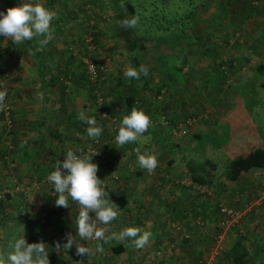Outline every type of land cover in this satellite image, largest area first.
<instances>
[{"label": "crops", "instance_id": "0c3cea01", "mask_svg": "<svg viewBox=\"0 0 264 264\" xmlns=\"http://www.w3.org/2000/svg\"><path fill=\"white\" fill-rule=\"evenodd\" d=\"M235 1L236 3L245 2L244 0H229L231 3ZM249 3L250 5L247 7L248 15L244 16L241 14V16L236 18L229 17V19L231 22H234L235 20H247L250 22V27L248 29L250 38L247 42L255 53L250 54V57H242L236 54H226L225 56L224 54L222 55L215 46L210 47L205 44L206 47H210L216 52L215 57L213 58L211 55L203 52L198 53L195 57L188 54L181 56L182 86V82L179 81V78L175 79V76L171 77L169 74H166L168 75V84L165 89H160V91L168 93L167 96L168 98L169 96L171 97L169 99L173 103L175 101L174 99L177 98L176 92L180 86L186 92H193L194 94L198 92L201 93L200 95L198 94L199 96H207V98L201 96L206 100L202 103L205 106V109L200 114L204 119L208 118V122H205V124H199L197 128L200 130H208L209 134L214 135L216 138H221V136L224 135L223 131L227 128L228 124L233 125L229 132L230 136L228 137V134H226V140L228 139L230 141L231 148L233 145L237 144L238 141H242V147H246L242 150V154L254 147H264V0H250ZM42 5L48 9L46 2ZM52 8L53 9H50V11H54V8L58 10H55L57 17L51 23L53 37L43 47L37 44V40L43 39V37L35 38L32 40L33 44L31 45L26 41L20 44H15L11 38L7 40L3 36H0V62L4 66L5 74L10 86L13 119V129L10 133L6 134L0 132V180H2L3 184L7 186L6 188L8 191L13 194V196H9L3 202H0V257L4 258L6 264H8L7 256L9 252L13 251L11 245L16 239L23 238V235H26L24 232L28 229L27 222L29 221V213H27L28 211L24 212V214L19 212L18 206L20 205V202L17 201L18 199H16L15 196H18L16 194L20 193L23 194V189L21 187H25V184L22 183L32 182L36 187H38L40 183L35 180L30 181L26 175H29L32 178V175L34 174H47L48 172L51 173L54 171L53 166L56 165L58 160L56 157H59L63 150L70 149L78 152L81 150L80 152H82L87 146L94 145L97 151V147L102 145L100 149L106 151L107 148H109L111 150L109 153L111 154H116L117 152V148L114 146V143H116L115 138H111L108 141H106L107 139H102L103 144H94L93 140L87 136V124L81 122L77 118L80 111H84L89 117H95L97 125L102 128V133L104 132V127L99 121L98 114L103 117L106 116L108 122L111 124L113 123L112 119H114V123L116 124L121 123L116 116H112V113V115H108L103 109L102 114L101 111L97 110L92 97L88 93L87 87H89V80L85 75V67L83 65V68L78 64V56L80 55L78 45L82 43L85 35V31L83 30L84 33L81 35V38H79L81 32L80 27L82 28V26L79 27L78 25V11H64L63 8L56 4H54ZM7 9L8 8L6 7L5 11H7ZM231 10L239 12L242 9L234 7ZM230 11L228 10L227 14H229ZM60 13H64L65 16H61ZM73 16L76 17L74 25L71 22H68V18ZM61 18L67 20L63 22ZM239 39L240 38H238V41H240ZM175 55L177 54L173 52V58H175ZM39 58L42 62L49 64V66L51 65L50 72L44 74L41 70L39 71L38 66L40 63H37V59ZM81 60L83 61L82 57ZM247 62L250 64V74L245 75V80H249L245 83L242 82L241 84H236L232 91L227 92L222 86L223 73H220V71H222L221 69H226V72L229 71V74H232L233 76H239L241 71L247 67L245 66ZM228 64L231 68L227 69ZM172 67L176 69L177 64L172 62ZM196 76L199 77L198 83L200 86L198 87L192 86V83H194L193 79ZM215 76H219L218 79L221 83L220 85L214 83ZM183 86H185L186 89ZM169 89L171 92H169ZM236 90L238 91V94L235 96L232 95L229 97L224 95V93H232ZM240 95L246 96V100L248 101L243 100V102H241L239 100L238 102H235ZM223 96L226 97V99H224ZM201 97H199V99L203 101ZM234 97L237 98L234 99ZM137 98V102L135 101V107L138 110H142L147 116L154 111V108H147L150 101L148 97L145 100V102L148 100L146 105H144L145 102L140 96H137ZM106 100L107 101L104 102V105H107L106 107L110 108L108 105H110L113 98L109 96ZM127 107L128 105H125V103H114L112 111L115 113L122 112L123 116H125L128 115L126 111ZM177 107L182 111H190L192 109L195 111V104H192L189 98L185 99L183 106L178 104ZM149 117L151 118V116ZM165 120H159V123H157L158 127L164 126L168 128L173 125H169L168 121ZM111 130L113 132L116 131L118 134L117 128L112 127ZM106 131L109 132L108 129H106ZM148 135H151L150 142H162L161 135H152V133ZM176 138L177 137H174L173 139ZM248 141H250V146L247 147L246 142ZM131 144V146L134 147H141L139 149L142 154L147 152L160 158L170 149L169 148L166 152L160 149L157 152H149V148L139 145V140ZM223 146L220 144L219 147L214 148L215 154H217L216 150H222ZM7 148H9V150L6 153ZM123 148L124 146L118 148L121 150V154L124 151ZM212 150L213 148L206 145L203 149L199 147L197 148L199 156L206 153V151L211 153L213 152ZM175 151L176 153L180 152L178 147L175 148ZM5 153L7 154V159L11 160L15 165L14 168H9V166L6 167L3 163L1 155ZM104 154L107 153L105 152ZM179 155L180 157L182 156V154ZM204 158L207 157L204 156ZM210 160H212L215 165L218 163L217 159ZM102 167L107 171V168L104 165H102ZM158 167L159 166H157V168ZM157 168L152 173L143 170L140 174L130 172L131 170L128 171L122 168H116V170H112L111 176L117 177L119 181L112 182V184H105L106 188L105 186L103 187L104 183H102L101 186L105 188L106 191L104 198H109L121 210L116 220L105 225L108 229L106 236H110L113 232L118 233L125 229L126 226L123 225L125 224V220L127 221V218L129 217L136 222H138V220H140V222L143 220L155 221L156 218H159L158 214L161 213L158 209L160 205L162 206L168 202L174 204L173 198L172 200H167V196L170 197L173 190L170 188L171 192H168V185H171L172 187L175 186L171 182V179L167 178L166 175L168 172L164 169H160V171H162L161 173L159 170L158 172H155L157 171ZM140 169L141 168L137 164L135 170ZM250 170L240 172L238 179L235 182H230L231 185H228V187L231 188L229 198L231 199L232 206L238 205L240 203L235 202V199L237 198L236 193L238 192V198H240V196L243 195L240 191H246L250 205L254 203V206L252 207L253 210L251 211L253 216L255 215L254 212L257 210L256 214L259 215L258 219L263 223V228L259 235L264 241V182L258 184L256 180L250 183L244 181V177L250 172ZM252 170L256 171V169ZM147 173L157 175L155 183L153 182L154 177H151L153 183H150L146 176ZM173 173H176L175 168H172L171 174ZM258 173L264 174V170L259 169ZM137 175L139 177H137ZM160 175L161 179L158 177ZM142 178L143 183L145 184L142 186L143 191L140 192L133 190L134 186L140 189L138 183H140ZM164 183H166V186L164 187L166 188L167 194L161 190L157 192L156 195L154 194L151 200L144 197L146 191H149V188L156 190L157 188H160V186L163 187ZM133 184L134 186H130ZM214 185L219 192L220 189L223 191V193L220 194V198L225 194H228V191L227 193L224 192V186L220 187L216 183ZM257 187L260 189L262 188V191H259L260 195L256 191H253L256 190ZM25 188L27 189V187ZM37 189L42 190L43 187ZM106 189H110V191L107 192ZM248 192H250V198H248ZM252 193L258 197L255 201H252L256 198L252 196ZM165 195L166 198H164ZM43 198L44 204L48 203L46 202L45 195ZM42 201L43 199H40L38 202L43 203ZM133 201L136 202L137 206H135L132 211L130 206ZM186 203L187 206L190 205L189 202H185V198L182 195V204ZM51 204L52 203L49 204V207ZM68 204L69 208H64L67 215L63 221L59 214H51L50 212L46 213L42 226L39 224L36 225L38 233L36 243L42 242L46 244L45 247L46 251L49 252L48 259L50 264H92L94 256L98 255L99 252L88 256L87 254L84 256H77L75 254V246L68 251L64 249H55L57 241H59L61 245L67 242L65 238L66 234L60 235V232L65 230L66 233L71 231L72 234H75V221L79 213V205L72 201L71 198H69ZM23 205V210L25 211L27 202L24 201ZM240 205H243V203ZM239 207L242 208L241 206ZM53 209L57 210L58 208L55 206ZM90 216L92 219H95V213H90ZM162 218H164L165 221L168 220L167 215L165 217L162 216ZM254 218L255 220L257 219V217ZM64 221L72 225L70 226ZM81 243L86 246V242ZM95 243L101 244L104 242L94 241L92 243L93 247H95ZM127 244L128 240L123 243L109 240L105 243L103 254L106 255V258L111 264H114L119 259H121L120 261H124L123 264H137L136 261H139L138 264H145L147 261L144 259L146 258L142 260L140 258L143 252H140V254L136 253L134 261L131 260V258L128 259L127 255L130 250L127 248ZM149 244H152L153 247L155 246L154 242H150ZM117 246H120L121 251L113 253L112 250ZM232 247L233 245L230 249ZM144 249H146V247H144ZM244 249L248 255L251 256L254 254L253 250L251 252V250L249 251V249H246L245 247ZM252 249H255V246ZM122 255L124 257H121ZM77 258L79 260H77ZM254 262V264H264L256 262V260Z\"/></svg>", "mask_w": 264, "mask_h": 264}, {"label": "rangeland", "instance_id": "374dc122", "mask_svg": "<svg viewBox=\"0 0 264 264\" xmlns=\"http://www.w3.org/2000/svg\"><path fill=\"white\" fill-rule=\"evenodd\" d=\"M114 1L116 0H47L46 3L49 10H52V7L54 6V4H56L57 6L63 8L64 11H78V25L79 27L82 26V28L80 27L81 32L79 38H81V35H83L85 31L84 39L82 40V43L78 45V50L80 52V55L78 56V64H80V66L82 67L84 65L81 57L83 59L86 57H93V60L97 61V65L102 67V69L98 73V83H95L96 85L94 87L98 88L99 91L101 90V95L103 96L105 101H107L106 99L109 98V96H120L126 93V89H124L126 85L124 84H127L130 81L129 79L125 78L124 71L129 66L138 69L141 64H144L148 67L150 75H148L147 77L141 76L139 80L133 79V81H131L132 86L137 92V96H140L145 102L146 98L148 97L149 99L150 94H152L154 91L166 88L168 84V75L166 74H169V76L171 77L175 76V79L179 78V81L182 82V73L172 67V62H175L177 66L181 67V56L188 54L195 57L196 55H198V53L204 52L202 50L206 48L205 44L209 45L210 47L215 46L221 52V54H224L225 56L226 54H236L242 57H250V54L255 53L254 50L250 48V44L247 42L250 38V34L248 32L250 22L247 20H235L234 22H231V20L229 19L230 16H228L229 14L226 13L224 15L222 11H220V4L228 3V1L224 0H130L132 1V3L137 4V7L135 6V8L137 9L136 16H138L139 20L136 27L133 28V31H135V33H137L138 29V34L143 33L142 35H144V33H146V31L148 30L151 32V29H149L151 27L157 30L158 22H161L162 25H168L171 29L175 26V24L179 25V16L185 14L189 9H194L193 20H195V29L197 28L199 30V33H197L193 32L191 29L188 35L182 36L179 39L166 38V40L169 41V46H166L164 44L165 42L163 41L164 43H159V47L157 48L152 47V44L155 42L156 38L158 39V33L157 31H153L152 29V37L150 38V36L147 37L148 35H144L145 37H147L143 38L144 44L137 47V49L130 51L124 48L122 44L118 43L119 41H117V38L115 36L114 25L117 19L112 16H116L118 4ZM44 2H46V0H36V4H43ZM17 5L18 3L16 2V0H0V11L6 13V7L13 8ZM55 10L58 11L56 8H54V11ZM60 14L61 16H65L64 13ZM173 14H176L177 16L173 17ZM142 17H145V20L143 22L141 20ZM164 17L166 18V20H163ZM175 18L176 20H174ZM68 19V22H71L73 25L75 24V16ZM61 20L65 22L67 19L61 18ZM181 20H184V18ZM92 32L94 34V38H92ZM224 34H227V36H225ZM238 38H240V41H238ZM90 43H92L93 47L90 46ZM169 48H172L174 50H170ZM173 52L177 54L175 55V58H173ZM132 59H135L137 61V65L134 62L132 63ZM245 66L247 67L241 71L239 76H233L232 74H229V71L224 74V76L222 77V86L225 88V90H227V92L232 91L235 88L234 86L236 84H241L242 82L245 83L249 80H245V75L250 74V64H248L247 62ZM118 77L121 78V83L116 84ZM218 77H214V83L220 85L221 83ZM193 80L194 83H192V86H200L198 83V76H196ZM143 81L146 82L143 83ZM182 84L183 82L181 83V86ZM181 86L179 88H181ZM150 89L152 92L148 91ZM169 92H171L170 89ZM195 94L200 95L201 93L196 92ZM237 94V90L232 93H224V95H227L229 97H231L232 95L235 96ZM169 98L171 97L169 96ZM169 98L168 96H165L166 100L163 103L170 102L171 100ZM223 98L226 99V97L224 96ZM235 98L237 97H234V99ZM174 100L177 101V98H175ZM239 100L241 102H243V100L248 101L246 100V96L241 95L237 98V100H235V102H238ZM175 101L170 108L163 112L156 111V104L159 103V101H149L147 108H154V111L148 116H157V114L161 112L168 118L175 117L171 115L174 112L178 113L176 105L177 102ZM93 103L97 109L95 100H93ZM147 103L148 100L144 103V105H146ZM103 109L106 114H113L112 116H116L119 122L122 121V112L115 113L114 111L108 109L106 106H104ZM98 117L100 119V123L104 127V132L97 139L96 144L99 145L103 144L102 139H107L106 141H108L111 138H115L117 132H113L111 130L112 124L108 122V118L106 116L103 117L98 114ZM199 122L200 123H196V127L199 124H202L201 121ZM232 126L233 125L228 124L227 128L223 131L224 135L220 138V144H222V146L224 145L222 150H216L217 154H215L214 149L211 153H209L208 151H206V153H203V155L207 158L217 159L218 163L216 164V172L220 174L217 180L224 186V192L227 193L228 191V194H225L222 198H220V195H216L214 192L212 193L210 190L206 189V187H201V191H205L207 194L209 192L205 200H207L210 206L213 207L217 203H221V205L227 208L236 210L237 213L232 216L231 220L226 221L225 225H220L217 222H219L220 220H227L226 216L221 215L215 209H211L206 218H204V220H200L199 218L193 216L194 210L190 205L187 206L186 203L184 204L185 210L188 213L189 211H191L192 213V217L188 221H186L187 225H185L181 221L180 223H176V221H165V219L162 218L161 213L158 214L159 218H156L155 221L143 220L140 222V220H138V222H136L135 220H125V224L123 226H126V228L135 227L140 228L141 230L150 231L152 233V236L149 243H155L154 247L152 244L148 243V245L145 246L146 249H135V247L132 246L131 239H128L127 248L130 250L128 251L127 255L128 259L131 258V260L134 261L136 253L140 254V252H143L140 258L141 260L146 258L144 259L147 261L145 264H230L228 250L232 245L238 242L241 246L249 249V251L251 250L252 252L253 250L254 254L252 255L254 257L253 259L256 260V262L264 263V241L259 235V233H261L262 231L263 223L260 219H258L259 215L256 214L257 210L254 212V216L251 212L253 210L252 207L254 206V203L250 205V201H248L247 199L246 191H242L243 195H241L240 198H238V193H236L237 198L235 199V202L240 204L243 203V205L238 204L232 206L231 199L229 198L231 188L228 187V185H231V181H229V179L227 178L228 160H230L232 157H236L239 154H242V150L246 148L245 146L242 147V141H238L237 144L233 145L232 148L230 147L231 143L228 139L225 140L226 142L223 141L224 139L222 138L225 136V134H228V137L230 136L229 132L230 129H232ZM106 129H108L109 132H107ZM155 129L163 131V134L161 136L163 138H166L165 136H167L168 140H164L161 137L162 142L160 143L150 142L151 135H148L146 132L142 136H140L139 138L141 139L138 140L140 142V146L149 148V152H157L159 149L166 152L170 148L163 157L160 158L157 156L159 167L155 172H158V170L160 171V169H164L168 172L170 178H174L179 182L182 181L183 186L180 187L179 185H176L175 187H172L171 185H168V192H171L170 188H172L173 190L170 194V197L167 196V200H172V198L174 200V195L177 196V194L179 193L186 194L187 192H193L192 187L189 185V180L186 179L185 176L188 172V169L186 170L187 166L185 159L186 155L188 154V150L183 153H176L175 148L178 146V139H173L171 137V132L167 129V127L162 126L156 127ZM188 137L190 138V136L187 135L183 140L187 142ZM246 144L247 147L250 146V141L246 142ZM131 145V143L124 145V151L122 154L121 150L118 149L121 148L118 143H114V146L117 148L116 154L109 153L111 151L109 148H107L106 151L104 149H100L102 145H99V147H97V153L93 156H89L90 158L92 157V162L98 165L99 170L97 172V177L102 180V183L105 182V184H112V182L119 181L117 177L111 176L112 170H116V168H122L128 171L131 170L130 172H136L135 166L138 164V161L135 149L138 147H134ZM65 151L67 152L68 150H63L61 153H66ZM73 152L78 153V151ZM105 152L107 154H104ZM189 153H191V158L195 160V162L205 159L203 155L199 156V153L195 150ZM179 154H183V156L180 157ZM56 158L59 159V157ZM168 160H171V162L169 163ZM102 165L107 168V171H105ZM53 168L55 169V166H53ZM172 168H175L176 173L171 174ZM143 170L144 169H140L139 173H142ZM161 172L162 171H160V173ZM258 172L259 169H256V171L251 169L247 175L245 174L246 176L244 175V181L250 183L256 180L258 184H261V182H264V174H260ZM49 174L50 172H48L47 174L38 173L32 175V178L29 175H26L30 181L35 180L40 183L38 187H36V185H34L32 182L22 183L25 184V187H27V189L22 186L21 188L23 189V194H16L18 196H15V198L18 199L17 201L20 202V205L18 206L19 212L24 214V212L27 211L37 212L38 210H44L46 213L51 212V214H59L61 220L63 221L67 215L64 211V207L56 206L58 209H53V207H55V199L57 198V194L54 192V186L50 182L46 181ZM146 176L150 183L152 182L151 177H154L153 182H156L155 178L157 177V175H151L147 173ZM137 177L139 176L137 175ZM158 177L161 179V175ZM143 178L140 183H138L140 189L134 186V184L130 185L134 186L133 190L140 192L143 191ZM164 186H166V183H164L163 187L160 186V188H157L156 190H152L151 188H149V191H146L144 197L151 200L153 195H156L157 192L161 190L162 192L167 194L166 188ZM42 187V190L37 189ZM106 190L107 192L110 191V189ZM260 190L262 191V188L260 189L257 187L256 190L253 191H256L259 194ZM44 195L46 202H48L46 204H44ZM252 196L256 197L254 193H252ZM164 198H166V195L164 196ZM248 198H250V192H248ZM257 198L258 197L254 198L252 201H255ZM40 199H43V203L38 202ZM24 201L27 202L25 211L23 210ZM216 201L217 203H215ZM50 203L52 204L49 207ZM177 203L182 206V202ZM135 206H137L136 202L133 201L132 205L130 206L132 211ZM239 206H241L242 208H240ZM161 207H163L162 209L164 211L165 205H162ZM206 211L208 212L209 208H207ZM254 217H257V219L255 220ZM64 222L67 223L66 221ZM69 225L71 226L72 224ZM98 227L106 228L105 225L101 224H98ZM210 232H212V234L218 233L214 240ZM62 234H66L65 230L60 232V235ZM72 235H76V232ZM81 242L85 243L86 241ZM93 242L94 240L87 241L85 245L91 248L94 254L97 253L95 251V248L98 243H95V247H93ZM101 245L103 246V248L105 247V243H101ZM254 246L255 249H252ZM196 249L200 250L197 251ZM103 253H99L98 255L94 256L93 260H103L105 263L111 264L106 258V255H104ZM121 257L124 256L122 255ZM77 260L79 259L77 258ZM120 260L121 259L118 260L119 262L116 261L114 264H123L124 261ZM136 262L137 264L139 263V261Z\"/></svg>", "mask_w": 264, "mask_h": 264}, {"label": "trees", "instance_id": "16d2710c", "mask_svg": "<svg viewBox=\"0 0 264 264\" xmlns=\"http://www.w3.org/2000/svg\"><path fill=\"white\" fill-rule=\"evenodd\" d=\"M234 1V0H232ZM16 2L18 3V6H20L21 3H26V2H31L33 4H36V0H16ZM115 3H117L118 7H117V14L116 16H112L115 17L117 19L115 25H114V32H115V36L117 38V41H119L118 43L122 44V46L130 51H133L135 49H137V47L142 46L144 44V39L143 38H147L150 36V38L152 37V29L153 31H157L158 33V39L156 38L155 42L152 44V47H159V43H164L166 46H169V41L166 40V38H173V39H179L182 36L188 35L189 31L192 29L193 32H197L199 33V30L196 28L195 29V20H193V16H194V9H189L185 14H182L179 16V25L175 24V26L173 28H169L168 25H162L161 22H158V26H157V30L154 29L153 27L149 28L151 29V32L148 30L146 31V33H144V35H148L147 37H145L144 35H142L143 33H139L138 34V29H137V33H135V31H133V28H125V27H121L119 21L125 19V18H131L133 16L137 15V9L135 8V6L137 7V4L132 3V1L130 0H116L114 1ZM250 0H245V2H239L236 4H233L235 2H229L227 4H220V11H222V13L225 15L227 13V11L233 9L234 7L236 8H240L242 9L241 11H233L231 10L229 13V16L231 18H236L238 16L242 15H248L247 12V7H249L250 5ZM47 3V0H46ZM250 12V10H249ZM173 17H176V14L172 15ZM145 18V17H144ZM143 17L141 18L142 22L145 20ZM184 20H181L183 19ZM140 20V21H141ZM163 20H166V18L164 17ZM176 20V18L174 19ZM164 22V21H162ZM166 22V21H165ZM225 36H227V34H224ZM165 37V38H164ZM187 37V36H186ZM91 38V37H90ZM92 38H94V34L92 32ZM91 38V40H92ZM93 41V40H92ZM164 41V42H163ZM28 43H30L31 45L33 44L32 41H26ZM116 43V42H115ZM171 46V44H170ZM172 49V48H170ZM203 53H207L209 55H211L213 58L216 55V52L210 48V47H206ZM90 59L92 60V62L96 65V67L98 68L99 65H97V61L93 60V57H90ZM136 64V60L132 59V63ZM37 63H40L39 67V71L41 70L44 74L50 72V66L49 64L42 62V60L39 58L37 59ZM137 65V64H136ZM231 68L229 67V64L227 66V69ZM177 70H179L181 72V67L177 66L176 67ZM101 70V69H100ZM98 70V73L99 71ZM222 71H220V73H223L222 76H224V74L226 73V69L222 68ZM0 71L2 73V76L4 77V83L6 85L7 88V97H8V105H9V110H8V117H9V126L5 123V116L3 111H0V132H4L6 134H9L11 132V130L13 129V119H12V101H11V95H10V86H9V82L8 79L6 77L5 74V70H4V66L2 64H0ZM149 72V70H148ZM150 75V73H149ZM143 76V75H141ZM221 76V77H222ZM86 78L88 79L87 75ZM98 75H97V79L95 83H98ZM118 80L116 81V84L121 83V78H117ZM89 80V79H88ZM130 82H128L124 87V89H126V93L120 95V96H113V100L110 103V110H112V106L113 104H117L118 102L121 103H125V105H128V107L126 108L127 114H130V110L132 107H135V101L137 102V92L135 90V88L132 86L131 81H133V79H129ZM146 81H143V83ZM89 88H88V93L89 95L93 98V100H95V96L92 93V87L95 86L96 84H94L93 82H90L89 80ZM99 86V85H98ZM185 89L186 87L183 86ZM91 90V92H90ZM101 91V90H100ZM136 92V94H135ZM149 92H152L149 90ZM102 93V92H101ZM168 93H166L165 91L162 92L160 91V89L156 90L154 93L150 94L149 99L150 101H159V103L156 104V111H166L168 108L171 107L172 104H174L172 101L167 102V103H163L166 99L165 96H167ZM177 95V104H181V106L184 105L185 103V99L189 98L191 100L192 104H195V111L192 110H184L182 111L181 109H179L177 107L178 113L174 112L173 116L175 117H167L165 114L163 113H158L157 116H151L150 120L152 121V123L150 124L149 128L147 129L146 133L150 134H158L159 136L162 135L163 131L160 130H156L155 128L158 127L157 123H159V120H167L169 126L167 129L170 130L171 132V137H177V143H178V149L180 150L179 153H183L185 151L188 150V154L184 155L185 159H186V170L188 169L186 176V179L189 180V185L192 187L193 192H187L186 194L184 193H179L177 196H175L174 198V204H172V202H168L165 205V209L163 211V207L159 206V210L162 213V216L165 217L166 215L168 216V221H176V223H180L183 222L185 225H187L186 221H188L191 217H192V213L191 211H189V213L185 210L184 208V204H182V206H180L177 202H182V195L185 198V202H189L191 208L194 210L193 211V216L199 218L200 220H204V218H206V216L209 214L208 212L211 211V209H215L217 212H219L222 215V212L220 211V207L221 204H218L217 201L215 203H217L216 205H214L213 207L210 206V204L207 202V200H205V198L207 197L208 194L204 191H201V187H206V189L210 190L212 193L214 192L216 195H220L221 193H223V191L220 192L217 189V187L214 185L215 183L218 184V186L222 187L223 185L218 182V177L220 176L219 173L216 172V165L214 164V162L208 158H205L201 161L195 162V160H193L191 158V153L192 151H197V148H201L203 149L204 146H209L211 148H217L220 145V137L216 138L214 135L209 134L208 130H200L198 129L195 125L196 123H200L199 121L202 122V124H205V122H208V118L204 119L203 116L200 114L204 111L205 106L202 104L205 102V100L201 97L203 96L204 98L207 96L205 95H201L199 96L198 94H194L193 92H186L183 88H178V91L176 92ZM199 97H201L203 99V101H201L199 99ZM187 104V103H186ZM103 108H104V103H103ZM107 106V105H106ZM200 114V115H199ZM199 115V117H198ZM165 120V121H166ZM198 120V121H196ZM166 135V134H165ZM187 135L190 136V138L188 137V141L185 142L184 139ZM5 137V136H4ZM162 137V136H161ZM166 138H163L164 140H168V137L165 136ZM222 137V136H221ZM181 138V139H180ZM227 138V135L225 134V136L222 138L224 139L223 141H225ZM181 141V142H179ZM9 150V148L6 149V153ZM66 152V151H65ZM3 154L1 155V158L3 160V163L6 165V167L9 166V168H14L15 165L11 162V160L7 159V154ZM77 155H87V156H92L89 154H86L85 150H82V152H74ZM62 155V153H61ZM59 159L60 160V157ZM183 156V154H182ZM169 163L171 162V160H168ZM250 169H260V170H264V147H254L250 150H248L246 153L244 154H239L237 157L232 158L230 160H228V172H227V178L229 179V181L231 182H235L238 179V176L240 174V172H245L248 171ZM137 174H140L139 170H135ZM169 179H171V182L173 183L174 186L179 185L180 187H182V181L179 182L178 180H175L174 178H170L169 174L166 175ZM105 186V182L103 184V187ZM186 186V185H185ZM7 186L3 184V181L0 180V202H3L7 197L9 196H13L12 193H10L8 191V189L6 188ZM224 189V188H223ZM237 189V188H236ZM17 191V190H15ZM243 190H241L240 192H242ZM239 192V193H240ZM238 193V192H237ZM219 197V196H218ZM177 204V205H176ZM163 205V206H164ZM207 208H209V211L207 212ZM27 213H29L28 218L29 221L27 222L28 224V229L26 230V232H24L26 235H23V238L26 239V241L31 244V243H36L37 241V226L36 225H40L42 226L46 217V212H44V210H38L36 211H28ZM156 213V212H155ZM194 217V220H195ZM128 220H131V218H127ZM164 221V220H163ZM194 223V222H193ZM218 223V222H217ZM183 224V225H184ZM219 228V227H218ZM219 230V229H218ZM210 234L212 235L213 240L215 239L216 234H212V232H210ZM184 241V239H183ZM208 247V246H206ZM197 251H199L200 249H196ZM121 251L120 246L114 248L112 250L113 253H118ZM254 257L251 255H248V253L245 251L244 247L241 246L238 242L235 243L233 245V247L230 249L229 251V262L230 264H254L255 260L253 259ZM103 260H94L92 261V264H96V262H99ZM105 263V262H104ZM107 264V263H105ZM131 264V263H129Z\"/></svg>", "mask_w": 264, "mask_h": 264}, {"label": "clouds", "instance_id": "9594fccd", "mask_svg": "<svg viewBox=\"0 0 264 264\" xmlns=\"http://www.w3.org/2000/svg\"><path fill=\"white\" fill-rule=\"evenodd\" d=\"M57 17L55 11H50L42 4L31 2L21 3L18 7L8 8L6 13L0 11V36L5 39L11 38L13 43L20 44L25 41H32L37 37V44L43 47L53 37L51 22ZM138 16L125 18L119 21L121 27L135 28L138 24ZM141 75H149L148 67L141 64L139 68L127 67L124 71L126 79L139 80ZM6 90H0V111L6 108ZM81 122L87 124V136L92 140H97L102 134V128L97 125L95 117H89L84 111H80L77 117ZM151 123L150 117L142 110L132 107L130 114L123 116L115 137L116 143L121 147L136 142L142 136ZM23 146V145H21ZM138 165L141 169L149 173L154 172L158 166L157 157L147 152L141 153L140 149H135ZM97 153V152H96ZM66 170V171H62ZM98 165L92 162V157L87 155H77L72 150H68L63 162L57 160L55 170L47 176V181L54 187L57 194L55 206L69 208L68 200L79 205V213L76 218V235L71 232L66 233V243L61 245L56 242L57 250H70L75 246V254L84 256L93 254V250L84 246L81 241H103L115 240L123 243L131 239L132 246L142 249L148 245L152 233L140 228L128 227L118 233L113 232L106 236L107 228L98 227V224L108 225L119 216V207L105 197V188L102 180L97 177ZM90 213H95L92 219ZM46 244L42 242L29 244L26 239L19 238L11 245L13 251L7 256L8 264H50ZM96 252L103 253L104 248L97 244ZM0 264H6L3 257H0Z\"/></svg>", "mask_w": 264, "mask_h": 264}, {"label": "built area", "instance_id": "2783aa9c", "mask_svg": "<svg viewBox=\"0 0 264 264\" xmlns=\"http://www.w3.org/2000/svg\"><path fill=\"white\" fill-rule=\"evenodd\" d=\"M90 46L93 47L92 43H90ZM83 63H84V67H85V73H86L88 79L90 80V82H93L95 84L96 79H97V75H98V70L102 69V67L98 66V68H97L96 65L92 62V60L89 57L84 58ZM0 64H1V62H0ZM4 80L5 79L2 76V73L0 71V90H6V92H7V88H6V85L4 83L5 82ZM92 93L95 96V102L97 104V109L99 111H101V113L103 114V106L102 105L105 102V100H104L103 96L101 95V92L98 90V88L93 86L92 87ZM5 105H6V108L3 110V113L5 116L4 117L5 123L9 126V124H10L9 117H8L9 105H8V97L7 96L5 99ZM112 122H113L112 127L118 129L120 124L114 123V119H112ZM151 123H152V121H151ZM93 143L96 144L97 140H93ZM84 150H85L86 154H89L92 156L95 155L97 152L96 147L94 145L87 146ZM66 153H62V155L60 157L61 162H63V160L65 159ZM62 171H66V170L62 169ZM220 211L222 212V215L226 216V218H227V220H220L218 222L220 225H225V222L231 220L232 216L237 213L236 210H233L231 208H227L223 205H221ZM96 264H105V263L102 261H99V262H96Z\"/></svg>", "mask_w": 264, "mask_h": 264}]
</instances>
